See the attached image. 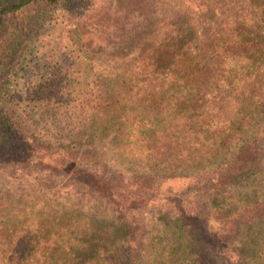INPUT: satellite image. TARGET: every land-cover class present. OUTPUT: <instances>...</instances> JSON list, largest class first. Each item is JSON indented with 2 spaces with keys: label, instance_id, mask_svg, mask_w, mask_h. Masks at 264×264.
Wrapping results in <instances>:
<instances>
[{
  "label": "trees",
  "instance_id": "16d2710c",
  "mask_svg": "<svg viewBox=\"0 0 264 264\" xmlns=\"http://www.w3.org/2000/svg\"><path fill=\"white\" fill-rule=\"evenodd\" d=\"M76 1L0 0V18L20 15L0 42L40 26L51 7L69 15ZM211 1L179 3L123 80L72 81L94 71L92 52L72 50L61 79L28 92L32 111L25 92L0 97V171L11 180L0 197V264H264V0ZM223 3L207 44L199 20ZM140 6L143 23L165 15L154 1ZM34 111L46 117L43 134ZM107 140L134 174L99 162L95 145ZM167 170L195 174H153ZM173 181L186 195L171 194ZM147 207L160 214L158 239L145 238Z\"/></svg>",
  "mask_w": 264,
  "mask_h": 264
},
{
  "label": "rangeland",
  "instance_id": "374dc122",
  "mask_svg": "<svg viewBox=\"0 0 264 264\" xmlns=\"http://www.w3.org/2000/svg\"><path fill=\"white\" fill-rule=\"evenodd\" d=\"M145 1L77 0L76 3H72L74 12H69V15L64 12L63 7H51L49 10H53L54 13L49 14L47 10L46 21L36 28L29 29L22 38H19L18 34L11 33L7 42L6 40L4 44L0 42V97L11 101V95L17 96V92H25L22 94V105L25 110L32 111L33 107L28 106V92L43 81L61 79L64 70L71 67V58L68 54L72 50L77 54L92 52L91 65L94 69L86 78L82 79L77 75L78 79L72 81H93L98 75L103 78L119 75L121 80L125 79L130 69L138 65L144 53L154 49V43L166 33V29L176 18L175 11L179 3L183 0H150L154 1L157 9L159 8L162 13L165 12V15L143 23L140 20L143 12L139 5ZM209 2L213 4L211 0ZM216 7L221 11L213 7L212 14H208L204 20H199L201 31L206 37L211 36L206 41L207 44L211 42L223 22L221 12H227L230 6L223 3ZM18 17L19 14L0 18V33L9 29L11 25L16 27V24L20 23ZM31 116L34 117L33 128L40 134L45 133L46 117L43 118L40 111H34ZM41 117L44 121L40 120ZM95 149L99 162L106 164L110 170H123L126 175L134 174L132 168H135V165L118 158L109 140L97 143ZM153 174L179 178L194 175L195 172L167 170ZM7 175L6 172L0 171V197L11 191V180ZM168 184L172 195H186L184 187L179 186L180 182L173 181ZM187 194L193 197L196 192L191 190ZM85 207L91 208V212L104 214L106 218L114 217L113 210L105 205L86 202ZM139 220L143 223L147 240L158 239L161 236L160 214L156 209L142 208L139 212ZM232 245L235 249H239L241 246L239 239L234 240ZM130 264H144V258L136 256ZM249 264L255 263L249 261Z\"/></svg>",
  "mask_w": 264,
  "mask_h": 264
}]
</instances>
